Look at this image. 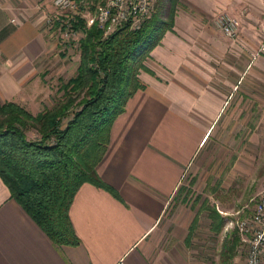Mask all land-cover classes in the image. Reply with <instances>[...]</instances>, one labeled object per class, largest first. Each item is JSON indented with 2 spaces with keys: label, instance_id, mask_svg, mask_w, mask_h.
I'll return each mask as SVG.
<instances>
[{
  "label": "crops",
  "instance_id": "crops-1",
  "mask_svg": "<svg viewBox=\"0 0 264 264\" xmlns=\"http://www.w3.org/2000/svg\"><path fill=\"white\" fill-rule=\"evenodd\" d=\"M52 2L0 0V102L35 114L49 96L47 78L54 70L66 78L68 49L42 23L55 12ZM221 13L239 22L234 38L215 25ZM263 16L264 0H179L96 167L110 190L84 183L73 198L69 218L80 245H54L0 179V264H210L194 247L202 214L209 234L226 227L215 233L208 211L215 208L187 194L204 192L212 144L264 141V55L254 57ZM79 59L78 49L67 81ZM232 159L229 176H242L243 157Z\"/></svg>",
  "mask_w": 264,
  "mask_h": 264
},
{
  "label": "trees",
  "instance_id": "trees-1",
  "mask_svg": "<svg viewBox=\"0 0 264 264\" xmlns=\"http://www.w3.org/2000/svg\"><path fill=\"white\" fill-rule=\"evenodd\" d=\"M174 6L167 19L152 15L139 30L125 26L107 37L80 19L77 76L61 85L60 101L37 115L0 102V179L57 247L80 245L69 218L79 187L89 183L110 190L96 167L107 151L114 120L142 88L138 75L143 61L172 27ZM31 131L38 138L30 139ZM208 211L212 229L219 233L224 218L215 209ZM239 240L235 234L231 242L225 239L221 264H232Z\"/></svg>",
  "mask_w": 264,
  "mask_h": 264
},
{
  "label": "rangeland",
  "instance_id": "rangeland-1",
  "mask_svg": "<svg viewBox=\"0 0 264 264\" xmlns=\"http://www.w3.org/2000/svg\"><path fill=\"white\" fill-rule=\"evenodd\" d=\"M100 1L92 3L88 10L92 11L94 6L101 3ZM177 4L178 2L173 3L170 0H157L153 15L167 19L169 11L172 10L173 6L174 10H176ZM42 23L44 29L47 30L44 22ZM79 30H81L78 36L80 41L83 38V31L82 29ZM79 41L78 43L71 44L70 49L66 51V62L62 65L64 66V76H66L67 79L72 73H74L75 66L72 64L70 65L68 61L69 58L79 49ZM55 71L57 73L58 70H54V72ZM56 73L49 76L46 80L49 89V96H44L42 102H37V105H41L42 112L45 109H51L60 101L62 98L60 87L69 81H67L66 78H62L63 82H65L63 83L62 80H60L62 75ZM60 74H63V71ZM31 114L37 115L38 113ZM259 133L262 134V130H259ZM28 137L30 139L38 138L34 131L29 132ZM210 149V158L206 161V173H204V177L201 178L198 188L199 190L204 189V192L198 193L189 189L190 191L188 190L189 194L187 195H190L191 199L196 198L197 196V202L199 203L206 200L215 208V210H218L225 218L224 228L227 224L233 225H229L228 230L222 231L220 235L209 234V222L207 221L205 214H202L204 218L201 219L199 230L193 237L195 238L194 247L205 253L207 252L210 264H219V253L222 250V245L225 239L231 242L235 234L240 240L235 249L232 263L246 264L248 246L243 241V238L237 234L235 224L250 215L253 209V202L264 187V141L260 139L259 144H242L234 146L212 144ZM239 155L243 157V161L237 170H240L241 168L239 172L242 173V176H229L231 164L233 165L234 161L232 157L235 156L236 159ZM252 166L255 167V175L246 178V172H248V168ZM224 209L226 210L224 211Z\"/></svg>",
  "mask_w": 264,
  "mask_h": 264
},
{
  "label": "built area",
  "instance_id": "built-area-1",
  "mask_svg": "<svg viewBox=\"0 0 264 264\" xmlns=\"http://www.w3.org/2000/svg\"><path fill=\"white\" fill-rule=\"evenodd\" d=\"M157 0H102L88 10L92 3L87 0H53L55 12L44 15L43 22L47 32L65 51L70 45L78 43L81 30L76 28L80 19L90 28L95 25L104 37L118 29L128 26L132 31L139 30L151 18ZM94 10V11H93ZM215 25L228 38L237 35L239 22L228 14L215 17ZM264 55V18L259 27V45L254 57ZM250 215L237 222L235 229L247 244L246 264H263L264 260V187L253 202ZM229 225H226V231ZM121 264V263H120Z\"/></svg>",
  "mask_w": 264,
  "mask_h": 264
}]
</instances>
